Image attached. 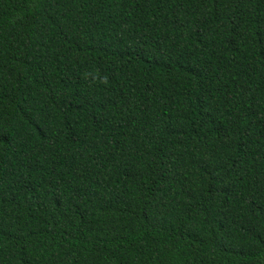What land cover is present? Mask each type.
Returning <instances> with one entry per match:
<instances>
[{"label": "trees", "instance_id": "1", "mask_svg": "<svg viewBox=\"0 0 264 264\" xmlns=\"http://www.w3.org/2000/svg\"><path fill=\"white\" fill-rule=\"evenodd\" d=\"M0 264H264V0H0Z\"/></svg>", "mask_w": 264, "mask_h": 264}]
</instances>
